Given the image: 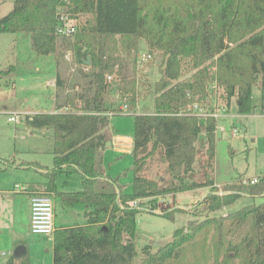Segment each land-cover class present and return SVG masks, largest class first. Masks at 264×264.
I'll list each match as a JSON object with an SVG mask.
<instances>
[{
	"label": "trees",
	"instance_id": "obj_1",
	"mask_svg": "<svg viewBox=\"0 0 264 264\" xmlns=\"http://www.w3.org/2000/svg\"><path fill=\"white\" fill-rule=\"evenodd\" d=\"M63 15L88 17L77 26L72 41L57 33ZM2 33L30 34L33 49L43 56L55 55L63 38L82 67L85 84L72 100L66 95L68 100H80L82 113L60 112L69 103L66 100L57 105L56 113L26 116L31 128L53 131L54 164L46 174L47 191L60 197L66 208H87L85 224L55 231L53 264H264V177L255 184L240 180L217 186L218 121L184 114L194 103L213 111L210 100L221 90L225 104L219 106L232 115H249L257 83L264 113V0H15L13 10L0 18ZM141 41L160 53L162 77L155 86L154 112L134 116V180L128 194L105 171L102 151L109 141L108 115L120 114L122 104L132 113L138 106ZM186 61L194 73L181 80ZM56 66L58 100L66 89L58 61ZM233 99L236 114L231 113ZM203 150L205 159L196 172ZM156 156L166 165L164 181L145 174ZM0 163L11 165L8 160ZM75 174L81 177L82 189L58 191L57 177L69 180ZM199 189H210L199 204L206 213L204 220L177 229L157 250L146 245L139 254L141 212L132 203ZM243 197L263 201L226 216L207 215L218 214ZM177 211L163 209L161 216L172 219ZM6 264H31L29 252L12 255Z\"/></svg>",
	"mask_w": 264,
	"mask_h": 264
},
{
	"label": "rangeland",
	"instance_id": "obj_2",
	"mask_svg": "<svg viewBox=\"0 0 264 264\" xmlns=\"http://www.w3.org/2000/svg\"><path fill=\"white\" fill-rule=\"evenodd\" d=\"M14 2L15 0H0V18L7 16L13 10ZM87 18L85 15H80L77 19H71L70 24L77 27L80 23L86 21ZM75 37L73 35L66 38L72 41ZM66 43L68 44L63 38H59L57 53L43 56L37 54L33 49L30 34H0V76L3 75L2 73L5 75L9 74V77L6 76L0 79V81L6 80V83L9 82V85L0 86V158H2L0 160H10V158L16 156L17 160L39 161L43 165L53 168V131L46 128H31L24 120L9 123L8 118L18 114L16 113L18 112L17 110H32L42 105L49 110L53 108L52 99L55 95V90L50 83L56 73L53 63H57V61L60 64V73L65 85L62 86V89H66L65 92L62 90L58 104L65 105L67 100L73 105L70 109L69 107L63 109V112L82 113L77 108L81 105L80 102L76 99L71 101L77 91L80 90V87L85 84V81L80 76L82 67L75 62L74 51L70 46L67 47ZM144 54L151 55L152 59L139 63V59ZM159 56V52H151L144 41L140 42L137 53L138 106L135 109V113L131 112L132 110L129 106L123 113L108 115L111 118V124L106 132L109 137L108 142L111 144L109 146L106 144L102 151L104 153L103 167L110 176L119 180L124 192L128 194L133 191L134 175L132 169L135 158L131 152L122 151L123 149L120 147L127 149V142L125 140L121 142L118 135L132 138L134 134V116L136 114L154 112L155 86L162 77V68L159 64L160 60H158ZM11 65L15 69L9 72ZM2 68H4L3 72L1 71ZM193 73L191 63L186 61L181 80L188 79ZM68 94L71 95V100L66 98ZM221 94V90L219 94L216 92L214 98L218 104H225ZM26 98L29 99L28 102H26ZM252 104L254 109L251 114L242 116L237 114L236 118H229L225 123L221 121L225 127L223 132L217 128L214 165V177L217 186L238 183L240 180L245 183V181L264 177V113L260 108L261 89L259 83L253 87ZM122 106L125 107L126 105L122 104ZM235 106L236 100L233 99L231 103V113L233 114H236ZM23 117L26 118V116ZM234 129L237 130L236 133ZM204 159L205 150L201 151L197 156L196 172L199 171V164L204 162ZM0 165L2 164L0 163ZM145 174L155 181H164L168 178L166 165L158 159V156L150 160ZM10 175H12V172L5 174V172L0 170V186H5L8 183L13 184L16 179H19L17 182L21 183L20 179L22 178L14 179ZM66 181L68 182L67 184ZM56 183L58 191L76 192L82 189L81 177L78 174L73 175L69 180L65 176L59 175ZM207 191L210 193V189H199L142 201L139 204L141 213L137 217L138 237L136 239V247L139 254H141L142 248L146 245H151L153 250H157L172 240L177 229L188 228L192 222L204 220L206 213L202 212L199 204L207 196ZM47 195L54 199V194L48 192ZM61 200L60 197L56 196L55 222L59 228L86 223V206L77 205L74 208H66ZM262 201V197L255 199L243 197L234 205L221 210L220 213L217 214L215 212L207 215L209 217L226 216L233 211L253 203L259 204ZM154 205L156 209L153 210L151 208ZM6 206L1 204L0 209H4ZM16 207L18 213L23 212L24 206L22 204L17 203ZM163 209L172 211L180 209V211L175 212L171 219L161 216ZM195 210L201 212V215L195 216L193 213ZM2 213L0 211V219H7V217L2 216ZM10 222L12 223V221ZM26 223L27 221L23 225L16 222L15 227L14 221L11 225L12 229H6L3 235L0 231V252L5 251L4 248H7V246H10V251L13 250V243L19 241L26 245L27 249L29 248L31 264H53V241L33 234ZM16 234L18 235L17 240H15ZM7 240H11V243ZM6 243L8 244L7 246ZM5 259L6 256H2L0 263L6 262Z\"/></svg>",
	"mask_w": 264,
	"mask_h": 264
},
{
	"label": "crops",
	"instance_id": "obj_3",
	"mask_svg": "<svg viewBox=\"0 0 264 264\" xmlns=\"http://www.w3.org/2000/svg\"><path fill=\"white\" fill-rule=\"evenodd\" d=\"M53 65L56 68V70H55L56 73H55L54 78L52 79V81L50 83V85L55 90V95L52 99L53 108L51 110H49L48 108H45V106L42 105L41 107H38V108L35 107L32 110H17L18 112H16V113L23 115V116H28V115L32 116L35 114H42V113L53 114V113L58 112V110H57V105H58L57 101L58 100L56 97V95H57V73H58V69H57V66L55 63H53ZM7 69H6V71H7ZM13 69H15V67L13 65H11L9 67V72H11ZM3 70H4V68L1 69L2 72H3ZM2 74L3 75L0 76V79H3L6 76L9 77V74H7V75H5L4 73H2ZM1 85H9V82L6 83V80L5 81L1 80L0 86ZM14 87L16 88V86H14ZM25 100H26V102L29 101L28 98H26ZM77 101L80 102V100H77ZM80 104H81V102H80ZM71 106L72 105L70 103L66 104V106H63L61 108L60 112H63V109H67L68 107L70 109ZM79 107H77V108H79ZM5 109H6V107H5ZM3 111H5V110H3ZM227 119H229V118H227ZM21 120H23V119H21ZM24 121L26 122V120H24ZM118 138L121 142H124V140L127 142V146H126L127 149L120 147L123 149L122 151L127 152V153L131 152L132 151L131 149L133 148L132 138H128V137L125 138V137H121L120 135H118ZM0 159H2V158H0ZM8 162L11 164L10 166H7V165H9L8 163L6 164V166L0 165V168L2 169L1 171L5 172V174H9V172H12V175H10V176H12V178H14V179L15 178H22V179H20L21 183L17 182L19 179H16L13 182V184L8 183L5 186H0V205L1 204L7 205L4 209H0V211L3 212L2 216L7 217V219H5V220L0 219V225H2V226H0V231H1L2 235L4 234V231H6V229H9V230L12 229L11 225L14 221H15V227H16V222H19L20 224L24 225L26 221H27L26 224H28V226L30 227V224H31V199L34 196H46L47 195V193L49 191H47L48 178L46 177V174L48 173V171H50L52 169V168H49L47 165H43L39 161H29L26 159L17 160L16 156L14 158H10V160H8ZM26 163H32V164L40 165L41 169L35 168L31 165H27ZM53 164H54V162H53ZM12 170H16V171L13 172ZM49 193L54 194L52 192H49ZM206 193H208V191ZM55 199H56V195L54 194L53 201L55 203V210H56ZM16 202L20 203L24 206L22 213H18V210L16 207V204H17ZM85 214H86V211H85ZM55 220H56V218H55ZM10 221H12V223ZM58 229H60V228L57 226V223L55 222V231ZM17 239H18V235L15 237V240H17ZM49 240H52L54 242V236L52 238H50ZM7 241H9V243H11V240H7ZM13 244H14V248H13V250L10 251V246H7L8 244L6 243L7 248H4L5 251L1 252V253L7 254L6 259H5L6 262L3 261L0 264H6L7 261L9 260V258L12 255H14L15 248L18 245H24L23 243H21L19 241L15 242ZM28 252H29V248H28ZM1 258L2 257H0V260H1Z\"/></svg>",
	"mask_w": 264,
	"mask_h": 264
},
{
	"label": "built area",
	"instance_id": "obj_4",
	"mask_svg": "<svg viewBox=\"0 0 264 264\" xmlns=\"http://www.w3.org/2000/svg\"><path fill=\"white\" fill-rule=\"evenodd\" d=\"M70 18L68 15H63L61 17V24L57 29V33L62 37H71L77 33V27L70 24ZM152 59L151 55H142L139 59V63L146 62ZM110 79V78H109ZM210 105L214 107L213 111H210L209 108L200 104L194 103L190 105L184 114L186 115H196L200 117H213L218 121L217 128L221 130V132L225 131L223 128L224 125L222 122H225L227 118H236L238 115L230 114L226 106H219L217 100L212 98L210 100ZM127 106L123 107L120 113H123ZM112 115V114H111ZM23 115L15 114L8 118L9 123H16L18 120H26ZM222 121V122H221ZM222 125V126H221ZM236 133L237 130L234 129ZM259 179H252L250 181H245V183L255 184ZM221 195L223 193H220ZM141 201H135L132 203L133 207L139 208V204ZM55 203L53 198L50 196H34L31 199V224L30 229L31 232L35 235L43 236L46 238H52L55 233ZM6 253L0 252V257L6 256Z\"/></svg>",
	"mask_w": 264,
	"mask_h": 264
},
{
	"label": "water",
	"instance_id": "obj_5",
	"mask_svg": "<svg viewBox=\"0 0 264 264\" xmlns=\"http://www.w3.org/2000/svg\"><path fill=\"white\" fill-rule=\"evenodd\" d=\"M159 60V58H158ZM86 65L87 66H90L91 65V58L88 57L87 60H86ZM111 143L108 142L107 145L109 146ZM155 213V212H154ZM28 253V249L25 245H18L14 251V255L16 257H21V256H24Z\"/></svg>",
	"mask_w": 264,
	"mask_h": 264
}]
</instances>
